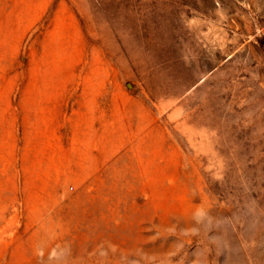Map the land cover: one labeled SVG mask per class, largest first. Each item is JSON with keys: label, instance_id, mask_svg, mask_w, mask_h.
I'll use <instances>...</instances> for the list:
<instances>
[{"label": "rangeland", "instance_id": "obj_1", "mask_svg": "<svg viewBox=\"0 0 264 264\" xmlns=\"http://www.w3.org/2000/svg\"><path fill=\"white\" fill-rule=\"evenodd\" d=\"M0 264H264V0H0Z\"/></svg>", "mask_w": 264, "mask_h": 264}]
</instances>
